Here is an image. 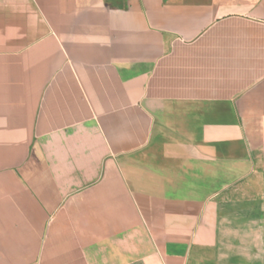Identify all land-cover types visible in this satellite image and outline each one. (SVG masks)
<instances>
[{
  "label": "crops",
  "instance_id": "0c3cea01",
  "mask_svg": "<svg viewBox=\"0 0 264 264\" xmlns=\"http://www.w3.org/2000/svg\"><path fill=\"white\" fill-rule=\"evenodd\" d=\"M0 264H264V0H0Z\"/></svg>",
  "mask_w": 264,
  "mask_h": 264
}]
</instances>
